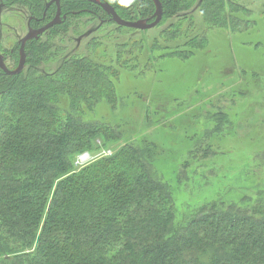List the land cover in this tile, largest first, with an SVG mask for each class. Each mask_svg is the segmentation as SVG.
Masks as SVG:
<instances>
[{
  "label": "trees",
  "instance_id": "16d2710c",
  "mask_svg": "<svg viewBox=\"0 0 264 264\" xmlns=\"http://www.w3.org/2000/svg\"><path fill=\"white\" fill-rule=\"evenodd\" d=\"M101 1L126 20L150 18L155 9L152 0ZM45 2L0 0L26 7L33 28L55 15L56 7L45 9ZM160 2L164 40L153 39L150 48L180 60L205 46L208 30H240L242 10L251 12L239 0ZM60 8L61 22L26 42L22 70L8 75L0 69V264H264V200L245 206L213 199L176 221L172 187L154 166L163 150L146 139L75 164L97 149L96 139L104 137L105 145L116 137L113 128L83 119L100 99L113 100L123 66L120 52H97L105 37L95 34L109 24L132 30L88 0H61ZM59 33L67 53L55 69L42 71L51 55H62L51 49ZM17 49L16 43L1 51L5 62L18 63ZM227 89L208 97L203 108H215ZM212 112L205 132L220 134L227 113ZM172 174L180 179L179 171Z\"/></svg>",
  "mask_w": 264,
  "mask_h": 264
},
{
  "label": "rangeland",
  "instance_id": "374dc122",
  "mask_svg": "<svg viewBox=\"0 0 264 264\" xmlns=\"http://www.w3.org/2000/svg\"><path fill=\"white\" fill-rule=\"evenodd\" d=\"M239 2L251 11L242 10L241 29L208 30L205 46L186 60L162 58L165 49L150 48L153 39L164 40L160 35L163 23L130 32L115 31L109 24L95 34L105 37L97 52L110 57L120 52L123 66L113 81V100L100 99L84 110L83 119L113 128L116 137L107 139L105 145L104 137L96 139L97 149L84 152L88 157L80 161L85 164L109 156L142 139L156 143L163 152L154 166L172 187L176 221L213 199L245 206L264 200V0ZM198 16L195 12L196 23ZM29 17L20 3L0 5V52L14 49L27 30ZM64 39V34H57L51 49L62 55H51L46 60L54 58L42 63L40 70L57 67L67 53ZM125 54L133 59L123 60ZM16 56L19 60V49ZM6 62L11 69L17 66L12 60ZM225 89L224 99L215 108H203L208 97ZM217 109L227 113L224 131L208 134L206 115ZM193 154L202 158H191ZM172 170L179 171L180 179H173Z\"/></svg>",
  "mask_w": 264,
  "mask_h": 264
},
{
  "label": "water",
  "instance_id": "95a60500",
  "mask_svg": "<svg viewBox=\"0 0 264 264\" xmlns=\"http://www.w3.org/2000/svg\"><path fill=\"white\" fill-rule=\"evenodd\" d=\"M60 1L61 0H48L44 4L45 9H47L52 4L56 7V12L53 18L38 28L28 27L26 33L18 40L19 60H18V64L16 68L14 69L8 68L4 62L3 55L0 53V69L4 73L8 75L18 74L22 70L23 65L25 63L26 56H25L24 47H25L26 42L32 39H37L47 29L61 22ZM88 1L91 3L97 4L106 14H108L109 20L113 21L119 26L131 28V29L133 28L137 30L138 29L139 30L151 29L160 22L161 17H162V4L160 0H152L155 6V10L150 18L137 19V20L123 19L117 14L115 9L107 2H103L101 0H88Z\"/></svg>",
  "mask_w": 264,
  "mask_h": 264
},
{
  "label": "built area",
  "instance_id": "2783aa9c",
  "mask_svg": "<svg viewBox=\"0 0 264 264\" xmlns=\"http://www.w3.org/2000/svg\"><path fill=\"white\" fill-rule=\"evenodd\" d=\"M80 159H81V160L85 159V156H84V155H83V156H81V157H80ZM80 159H79V160H80Z\"/></svg>",
  "mask_w": 264,
  "mask_h": 264
},
{
  "label": "flooded vegetation",
  "instance_id": "af4514ba",
  "mask_svg": "<svg viewBox=\"0 0 264 264\" xmlns=\"http://www.w3.org/2000/svg\"><path fill=\"white\" fill-rule=\"evenodd\" d=\"M1 5V4H0ZM2 6V5H1ZM28 27H30L29 23H28Z\"/></svg>",
  "mask_w": 264,
  "mask_h": 264
}]
</instances>
